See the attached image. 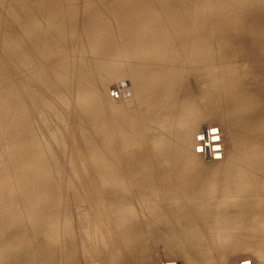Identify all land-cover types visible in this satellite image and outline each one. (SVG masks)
<instances>
[{
  "label": "rangeland",
  "instance_id": "1",
  "mask_svg": "<svg viewBox=\"0 0 264 264\" xmlns=\"http://www.w3.org/2000/svg\"><path fill=\"white\" fill-rule=\"evenodd\" d=\"M262 3L0 0V264L28 255L32 264H200L172 207L187 203L179 189L198 186L173 176L155 186L168 159L200 163L193 182L224 172L229 192L239 196L245 184L242 193L264 201V124L249 129L264 120ZM129 34L139 37L130 48ZM232 85L238 90L227 97ZM234 109L244 114L231 129ZM187 120L185 132L179 124ZM208 134L218 144L198 146ZM145 174L155 177L152 188ZM152 201L158 222L147 214ZM208 244L201 264H222L221 253L225 264H257Z\"/></svg>",
  "mask_w": 264,
  "mask_h": 264
},
{
  "label": "bare ground",
  "instance_id": "2",
  "mask_svg": "<svg viewBox=\"0 0 264 264\" xmlns=\"http://www.w3.org/2000/svg\"><path fill=\"white\" fill-rule=\"evenodd\" d=\"M260 3V2H259ZM263 4V3H262ZM264 5V4H263ZM260 7V5H259ZM262 7V6H261ZM254 8V7H253ZM255 9V12H257V9L256 7L254 8ZM259 9V8H258ZM242 12V11H241ZM248 12V11H247ZM255 12H253L255 14ZM252 13V14H253ZM243 14L245 16L246 13H244L243 11ZM251 13L249 14V17H250ZM256 15V14H255ZM254 15V17H255ZM248 16V14L246 15ZM243 18V17H242ZM245 18V17H244ZM243 18V20H244ZM247 18V17H246ZM252 18V17H251ZM250 18V20H252ZM260 19V18H259ZM246 20V19H245ZM254 20V19H253ZM262 20V18H261ZM249 21V19H248ZM251 22V21H250ZM249 22V23H250ZM253 22V21H252ZM249 23L247 24V26L249 25ZM254 24V23H253ZM251 25V24H250ZM248 26L250 28H253L252 25L251 26ZM254 26V25H253ZM232 34V33H231ZM236 34V33H234ZM224 35V34H223ZM229 37L230 34H228ZM227 35V36H228ZM125 36V35H124ZM204 36V35H203ZM206 36V34H205ZM204 36V37H205ZM221 36V35H220ZM226 36V37H227ZM201 37V36H200ZM202 37V38H204ZM217 37V36H216ZM219 37V36H218ZM217 37V38H218ZM222 37V36H221ZM221 37H219L221 39ZM228 37V38H229ZM139 38V37H138ZM137 37H135L134 35H128L127 39H125V44L126 45H129V48H130V45H132V43L134 41H139ZM207 38V37H206ZM205 38V39H206ZM144 39V38H142ZM198 39V38H197ZM213 39V38H212ZM220 39H216V40H220ZM231 39V38H229ZM208 40V38L206 39V41ZM211 40V39H209ZM205 41V40H204ZM203 41V42H204ZM140 42H142L140 40ZM144 42V41H143ZM197 42V41H196ZM194 42L193 45L196 43ZM211 42V41H209ZM221 42V41H219ZM199 43H200V40H199ZM198 45H201V43ZM213 44V43H212ZM211 44V45H212ZM217 44V43H216ZM192 45V44H191ZM192 45V46H193ZM203 45H205V43H203ZM203 45L201 47H203ZM206 45H208V43H206ZM205 45V46H206ZM191 46V47H192ZM197 47V45H195ZM210 46V45H209ZM127 48V46H125ZM195 47V48H196ZM200 47V46H198ZM197 48V49H202V48ZM213 47V46H211ZM124 48V47H123ZM128 48V49H129ZM133 48V47H132ZM214 48V47H213ZM205 49V48H203ZM122 50V48H121ZM124 50H126L124 48ZM123 50V51H124ZM131 53L133 51L129 50ZM153 53L155 52L154 50H152ZM126 53V52H124ZM127 53H128V50H127ZM129 54V53H128ZM133 54V53H132ZM116 55V54H115ZM120 55V54H119ZM121 55L124 56V54L121 52ZM126 58H128L129 56L127 54H125ZM136 55V54H135ZM138 55V54H137ZM118 56V54H117ZM117 56H114V57H117ZM195 56V55H193ZM121 57V56H120ZM124 58V59H126ZM130 58V57H129ZM134 58V56H133ZM137 58V57H136ZM170 58V57H169ZM114 59H118V58H114ZM172 59V58H171ZM113 60V59H112ZM120 60V58H119ZM129 60V59H128ZM133 60V59H131ZM169 60V59H168ZM187 60V59H186ZM116 61V60H115ZM136 63L138 61L134 60ZM134 61L132 63H134ZM145 61V59H144ZM148 62V61H147ZM147 62H145V64H147ZM168 62V61H167ZM175 61H173L174 63ZM177 62V61H176ZM180 62V61H179ZM169 63V62H168ZM131 64V63H130ZM139 64V62H138ZM141 64V63H140ZM144 64V62L142 63ZM151 64V62H150ZM149 64V65H150ZM158 64V63H156ZM156 64L154 65L155 67H158V65L156 66ZM163 65V64H160V66ZM166 65V64H165ZM135 66V65H134ZM134 66H130V67H134ZM144 66V65H143ZM160 66L158 68H160ZM140 67V66H138ZM147 67V65L145 66ZM150 67V66H149ZM141 70H144L142 69V67H140ZM153 65L151 67V70L153 69ZM163 68V66H162ZM128 69V68H126ZM130 69V68H129ZM134 69V68H133ZM138 69V68H137ZM166 69V68H164ZM125 70V69H124ZM151 70H148V72H150ZM158 70V69H157ZM161 70V69H160ZM163 70V69H162ZM122 71V70H121ZM140 70H137V74L136 76H139L141 78V76H143V74L140 76V73H138ZM146 70H144L145 72ZM154 71V70H153ZM156 71V70H155ZM159 71V70H158ZM173 71V70H172ZM182 71V70H181ZM126 72V71H125ZM131 72V71H130ZM135 72V70H134ZM161 71H159L160 73ZM128 73V71H127ZM152 73V71H151ZM150 73V75H152ZM163 73V72H162ZM122 74V73H120ZM147 73L146 72V75L147 76ZM126 76V74H124ZM129 75V74H128ZM124 76V77H125ZM131 76V75H130ZM128 76V78L130 77ZM135 75L133 74L132 77H134ZM127 77V76H126ZM125 77V79H126ZM138 77V78H139ZM144 77V76H143ZM148 77H150L148 75ZM147 77V78H148ZM155 77V76H154ZM120 78H123V76L121 77L120 75ZM136 78V77H135ZM146 78V79H147ZM124 80L127 81V80ZM131 79V78H130ZM129 79V80H130ZM134 79V78H132ZM137 79V78H136ZM151 79V78H149ZM144 80V78H143ZM148 80V79H147ZM145 80V81H147ZM121 81V80H120ZM119 81V82H120ZM140 82V80H137V82ZM144 81V82H145ZM118 82V80H117ZM124 82L121 84L122 85V88H123V84ZM144 82L142 83V81L140 83L144 84ZM149 82V81H148ZM129 83V82H128ZM136 82H134L135 84ZM147 83V82H146ZM168 83V81H167ZM205 83V81H204ZM127 84V83H125ZM142 84H139L142 86ZM255 84V83H254ZM137 85V84H136ZM135 85V87H136ZM150 85V84H149ZM127 86V85H126ZM134 86V85H133ZM128 87L131 88V86L128 85ZM127 88V87H124V89ZM128 88V89H130ZM133 88V87H132ZM138 88V87H137ZM202 88L204 89L205 91V87L202 86ZM134 90V89H132ZM238 90V85H232L230 86L229 88H226L224 91H225V95L227 97H230L232 95H235L234 92ZM124 91V90H123ZM122 91V92H123ZM161 91V90H160ZM131 94V93H130ZM134 94V93H132ZM199 94V93H198ZM125 95V94H124ZM127 95V94H126ZM133 96V95H132ZM207 97H205V92H204V96L202 97V99H205ZM263 98V97H262ZM208 99V98H207ZM236 100H242V97L240 95H237L236 97ZM134 103V102H133ZM261 102H257V105H259ZM153 106V107H152ZM256 106V104H255ZM254 106V107H255ZM135 108V107H134ZM151 108H155V109H158L159 107L157 106H154V103L151 104V106L149 107V109ZM139 109V108H138ZM138 111V110H137ZM136 112V110H135ZM147 113V112H146ZM194 114V113H193ZM230 115H232L234 117V115H241V114H244L243 110H240V109H234L232 111L229 112ZM191 124V121L190 120H187L185 121L184 123H180L179 124V127L181 128V130L187 132L189 131V126ZM261 124H264V120L253 125L252 127H250L249 129L253 128V127H256L258 125H261ZM241 125V118H235L234 117V121L230 124V128L231 129H235L236 127L240 126ZM162 127V126H161ZM167 128V127H165ZM217 135V134H216ZM231 133L229 134V138H234L235 136L231 135ZM211 136L210 134H208L207 136H203L201 135V140L202 141H198L197 142V145L198 146H202V148H205V147H214L217 143H213L211 141ZM204 137V138H203ZM262 138H264V132L262 134ZM216 142V141H215ZM232 144V146H235L233 145L232 142H230ZM160 148V147H159ZM166 150V149H164ZM180 153V151H178ZM208 152H213L211 149L208 150ZM176 154H179L177 152H175ZM250 153V152H249ZM252 154V153H251ZM258 155L260 154H263L264 155V151L262 153H257ZM258 160H256L254 163H257ZM164 169L163 170H160V176L158 177V181L155 182V186L158 184L157 183H160V182H163V184L166 183L167 180H169L167 178L170 177V176H173L175 177L176 179L179 180V183L180 185L182 186H185L187 184H192V185H197L198 188L197 189H193V190H190L189 192H185L181 189H179V194L180 196L183 198H186L184 201H186V205H183L185 204L183 201V204H181L182 202L181 201H176V206L174 205V203L172 204V207H174V222L176 223L177 225V228H178V232L180 233V237L181 239L183 240V243H187L188 244V247L189 249L188 250H191L196 258H198V260L200 261V264L201 262L205 263V261H208L210 260L209 258V249H208V242H216V248L217 249H221V250H225L223 251V254H226L227 251L230 250V252H228L227 254H230L232 252H237V251H242L244 252V255L249 259V258H252L254 259L255 263L257 264H264L262 263V259H264V250H262L260 247H258V245H262L261 242H264V240H259V235H263L264 234H261V233H264V201L263 200H260L259 198H255L253 199L252 196H246L245 193H242L241 192V189H243L246 185L243 184L241 186H239L237 188L236 191H240L238 192L239 196L235 195L234 193H231L229 192L228 190L230 189L231 186H227L226 183L228 181H231V177H229V175H223L224 172H222L221 174H218V175H209L206 179L205 178H202V179H199L197 180L196 182H193V177H194V173L196 170L198 169H203V166H199L200 163H194L193 166H196L198 165L197 167H195L194 169L190 168L191 167V164L188 163V164H183L182 165H176V163H172L171 162V159H168L167 162H164ZM229 164L227 165H222L220 168L217 169V172H221V171H224L226 169V167L228 166ZM237 165V164H236ZM235 165V166H236ZM230 166V165H229ZM190 169H189V168ZM242 168V167H241ZM115 169V168H114ZM113 170V169H112ZM117 171V170H115ZM111 172V171H110ZM113 174V172H112ZM111 175V174H110ZM109 175V176H110ZM120 175V174H119ZM153 175V174H152ZM152 175H144L142 177V183H144L145 181H148L147 184H149L150 188H152V182L154 181L153 178L155 179L154 176ZM158 175V174H157ZM156 175V176H157ZM113 176H115V173L113 174ZM117 176V175H116ZM119 177V176H117ZM116 178V177H114ZM120 178V177H119ZM140 178H141V174H140ZM200 178V177H199ZM174 179V178H173ZM144 180V181H143ZM160 180V181H159ZM172 180V179H171ZM116 181V180H115ZM173 181V180H172ZM175 181V180H174ZM39 182V186L41 185V181H38ZM114 182V181H113ZM120 182V181H119ZM193 182V183H192ZM118 183V182H117ZM175 183V182H173ZM118 185V184H117ZM116 185V186H117ZM161 185V184H160ZM188 185V186H190ZM113 186V185H112ZM121 187V185H119ZM37 187H38V183H37ZM175 187V186H174ZM235 187V186H234ZM233 187V189L235 190V188ZM116 188V187H114ZM162 188V187H161ZM118 189V188H117ZM173 189V188H172ZM187 189V188H185ZM249 189H252L251 188V185L249 187ZM157 190H160L159 188ZM177 191V189H175ZM119 193H120V190H118ZM156 192V191H155ZM174 192V191H173ZM117 193V192H116ZM121 194V193H120ZM155 196L154 198H156V200L158 199V196L160 197L162 195V191H158L156 193H154ZM167 194V193H166ZM178 194V193H177ZM124 196V195H123ZM116 197V196H115ZM238 197V198H237ZM165 198V196H164ZM57 201V200H56ZM175 201V200H174ZM155 201H152L148 204V209H147V214H148V217H152L154 218L155 221L158 222L159 218H160V213L154 209L153 207V204H154ZM161 207V206H160ZM188 208V209H187ZM189 208H191L193 210V214L192 216H190L189 214ZM163 209V208H162ZM192 212V211H191ZM190 212V213H191ZM172 221V220H171ZM10 222V221H9ZM175 223L174 226H175ZM218 224V226H216ZM253 226H258V231H257V234H252V236L250 235H247L246 232H248L249 230L248 229H254ZM3 227V226H2ZM176 229V227H175ZM251 229V230H252ZM257 229V228H255ZM247 230V231H246ZM170 238V236H169ZM261 239V238H260ZM170 243V242H169ZM230 243V245L228 244ZM227 244V246L225 245ZM234 244H237V245H234ZM167 245H169L167 243ZM183 245V244H182ZM185 246V244H184ZM211 246V245H209ZM230 246V247H228ZM228 247V248H227ZM103 249V246L100 245V248H99V251H101ZM107 251V249H106ZM189 251V254L190 252ZM47 252V251H46ZM43 253V252H42ZM45 254V253H44ZM178 254V253H177ZM188 254V253H187ZM106 255V254H105ZM48 256V255H47ZM214 256V255H213ZM218 256V255H217ZM105 257V256H104ZM109 257H110V254H109ZM177 257V256H176ZM179 257V256H178ZM177 257V258H178ZM188 257V256H187ZM232 257V256H231ZM42 258V257H40ZM45 258V257H44ZM43 258V259H44ZM189 258H192V257H189ZM214 258V257H213ZM261 258V259H260ZM42 260V259H40ZM185 260V259H184ZM187 260V258H186ZM191 260V259H189ZM196 260V259H195ZM251 260V259H250ZM188 261V260H187ZM194 261V260H193ZM221 261L222 264H225L226 263V258L223 257L222 253L220 254L219 256V262ZM7 262V263H6ZM170 262H172L170 260ZM215 262V261H214ZM32 264V260L30 258V255H28L26 258H10L8 261H4L3 264ZM118 263V262H117ZM116 263V264H117ZM169 263V261H168ZM251 263V262H250ZM39 264V263H38ZM49 264H53L51 262V260L49 261ZM109 264H115L114 260H111L109 262ZM189 264V263H188ZM194 264V263H193ZM219 264V263H218Z\"/></svg>",
  "mask_w": 264,
  "mask_h": 264
}]
</instances>
